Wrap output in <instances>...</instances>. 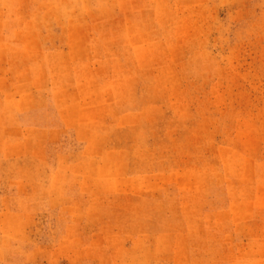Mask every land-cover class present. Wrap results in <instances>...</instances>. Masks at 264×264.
<instances>
[{"label": "rangeland", "instance_id": "rangeland-1", "mask_svg": "<svg viewBox=\"0 0 264 264\" xmlns=\"http://www.w3.org/2000/svg\"><path fill=\"white\" fill-rule=\"evenodd\" d=\"M0 264H264V0H0Z\"/></svg>", "mask_w": 264, "mask_h": 264}]
</instances>
